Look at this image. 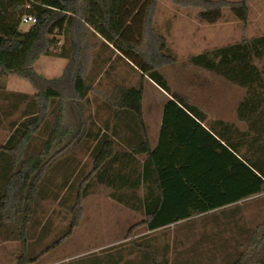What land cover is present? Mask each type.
<instances>
[{
	"label": "trees",
	"instance_id": "obj_1",
	"mask_svg": "<svg viewBox=\"0 0 264 264\" xmlns=\"http://www.w3.org/2000/svg\"><path fill=\"white\" fill-rule=\"evenodd\" d=\"M174 2L199 8V19L209 23L218 21L224 8H229L241 20H246L249 14L248 0ZM153 4L155 8L157 0H11L15 11L12 12L16 15L9 18L3 15L1 3L0 77L14 74L29 80L42 105L33 113L36 115L39 111V115L28 123L18 124L0 148V155L7 149L11 152V161H8L11 167L2 175L7 182L0 190V210L5 222L18 223L23 253L17 264L35 261L28 254V223L45 173L59 157L74 151L91 136L85 116L89 93L93 90L85 73L91 31L169 97L163 105L158 143L152 146L143 114V86L114 88L111 98L106 99L112 105L114 123L110 126L105 122L104 127V133L110 131L112 137L105 135L91 150L93 170L79 189L72 229L80 221L86 181L95 174L101 182L107 180L100 172L102 168L110 177L108 183L122 190L118 196L112 193L114 198L122 202L123 195L138 193L136 200L142 203L146 214L143 223L149 230L225 208L264 191V101L252 94V90L264 88V35L191 57L195 65L249 88V96L238 106L239 117L249 121L248 129L241 130L222 119L207 120V114L198 106L170 91L167 79L158 68L173 59L167 53L166 38L153 25ZM24 14L37 18L27 29L22 27ZM60 34L70 40V51L65 48L57 51ZM145 36L150 41L146 53L141 51ZM43 55L68 58L63 74L49 79L39 73L35 63ZM56 100L60 111L43 150L26 156L21 169L16 171L13 164L21 157L31 135L41 129L40 123H46ZM31 102L39 106L34 100ZM121 131L126 133L116 140ZM121 141L131 150L130 156L124 157L129 169L111 170L108 160L118 158L116 143ZM54 146L58 149L47 158ZM137 155H143L142 160ZM151 259H154L152 264H160L154 256ZM229 264H248L245 253Z\"/></svg>",
	"mask_w": 264,
	"mask_h": 264
},
{
	"label": "rangeland",
	"instance_id": "obj_2",
	"mask_svg": "<svg viewBox=\"0 0 264 264\" xmlns=\"http://www.w3.org/2000/svg\"><path fill=\"white\" fill-rule=\"evenodd\" d=\"M10 1L0 0L2 13L9 18L16 15ZM170 1L163 14L174 13H170ZM248 7L246 20L239 19L229 8H224L222 17L215 23L199 19L196 8L183 10L177 7L178 18H171L174 25L156 27L166 38L167 53L173 59L158 68L167 79L170 91L198 106L211 117L210 121L222 119L241 130L248 129L249 121L239 117L238 106L249 96V88L195 65L191 57L264 35V0H248ZM164 20L167 21L165 16ZM29 26L22 25L25 29ZM58 37L57 51L62 48L70 51L67 36L60 34ZM88 37L85 73L93 90L86 103L85 116L91 136L74 151L59 157L40 183L27 234L28 254L35 259L33 264H152V256L160 264H229L241 253H245L248 264H262L264 191L237 204L149 230L143 223L146 214L142 203L136 200L138 193L123 195L122 202L114 198L122 190L108 183L110 177L102 168L100 172L107 180L101 182L95 174L86 181L88 186L81 201L80 221L72 229L79 189L93 170L94 154L91 150L101 143L105 135L110 137L112 134L110 131L104 133V127L105 122L110 126L114 123L112 105L106 100L112 95L113 87L120 84L143 86L144 119L152 129L159 123L164 102L169 97L165 90L149 78H144L132 64L113 55V48L95 33L91 31ZM143 39L141 51L146 53L150 41L147 36ZM56 57L41 56L35 63V69L48 77L61 75L68 58ZM36 93L33 84L25 78L14 74L0 77V148L18 124L39 115V111L33 114L42 106ZM252 94L264 101V88L252 90ZM32 99L39 106L32 105ZM59 111V100H56L51 105L46 123H40L41 129L31 135L21 157L13 164L16 171L21 169L26 156L37 155L43 150ZM120 135H116L117 138ZM57 149L58 146H54L47 158ZM10 153L7 149L0 155V190L7 182L2 175L6 168L11 167L8 163L11 161ZM9 175L10 171L7 177ZM139 192L142 193V186ZM112 193L116 194L113 196ZM22 253L18 223L5 222L0 210V264H17Z\"/></svg>",
	"mask_w": 264,
	"mask_h": 264
},
{
	"label": "crops",
	"instance_id": "obj_3",
	"mask_svg": "<svg viewBox=\"0 0 264 264\" xmlns=\"http://www.w3.org/2000/svg\"><path fill=\"white\" fill-rule=\"evenodd\" d=\"M168 2H171L170 0H157V5L155 6L154 8V4L152 5V7L154 8L155 10V13L153 14V25L155 27H159L160 25H174V23H172L171 21V18H178L179 15H176V11L175 9L177 7H181L183 8V10H186V9H190V8H196V7H193V6H186V5H182V4H177L176 2H174V0H172V7H170V13L172 11H174V13H171V15H166V14H163L162 12L164 11L165 8H167L169 6ZM198 9V12H199V8H196ZM181 11V9H180ZM167 18V21H163V18ZM158 29V28H157ZM161 32V31H159ZM98 37L102 38L100 35H98ZM103 39V38H102ZM118 51H115L113 55H118ZM44 56V55H43ZM46 56H49V55H46ZM119 56V55H118ZM58 57V56H57ZM56 57V58H57ZM63 58V57H62ZM124 59V58H123ZM125 61H127L126 59H124ZM68 63V62H67ZM134 67V66H133ZM135 68V67H134ZM137 71H139L137 68H135ZM140 72V71H139ZM41 73V72H40ZM42 74V73H41ZM63 74V73H62ZM61 74V75H62ZM43 76H45L46 78H54V77H48L47 74H42ZM60 76V75H59ZM59 76H56V77H59ZM122 85V84H120ZM116 86L118 85H115L113 88H115ZM112 87V86H111ZM36 91V89H35ZM114 89H112V93H113ZM91 93V92H90ZM89 93V95H90ZM111 93V94H112ZM112 95H110L109 98H111ZM163 116V115H162ZM162 116H161V119L159 121V123L157 124V126H155V128H151L149 126H147L146 124V128H147V135L149 136V139L151 141V144L152 146H156L157 143H158V140H159V136H160V128H161V125H162ZM211 117L209 115H207V120H209ZM145 120V119H144ZM204 125H206L205 123H203ZM153 131V132H152ZM126 133V131H121L120 134L121 135H124ZM153 133V135L151 134ZM120 135V136H121ZM115 138V137H114ZM116 140H118V138H115ZM116 142V141H115ZM131 150L128 148V146H126V144L121 141V144L119 143H116V155H118V158H116V160H108V165H109V168L111 170H117V169H120V170H127L129 169L128 167V163L124 160L125 158H127V156H130ZM125 157V158H124ZM137 158H140L142 160L143 158V155L141 156H136ZM261 194V193H260ZM259 195V194H258ZM257 196V195H255ZM254 197V196H252ZM251 198V197H249ZM248 199V198H247ZM246 200V199H244ZM244 200H240L239 202L241 201H244ZM238 202V203H239ZM237 204V203H236ZM234 205V204H232ZM222 209V208H221ZM219 210V209H218ZM180 222V221H179ZM176 224V223H175ZM172 225V224H170ZM169 226V225H168ZM167 227V226H166ZM163 228V227H162ZM160 229V228H159Z\"/></svg>",
	"mask_w": 264,
	"mask_h": 264
},
{
	"label": "built area",
	"instance_id": "obj_4",
	"mask_svg": "<svg viewBox=\"0 0 264 264\" xmlns=\"http://www.w3.org/2000/svg\"><path fill=\"white\" fill-rule=\"evenodd\" d=\"M36 22H37V18L32 14H24L22 17V23L24 24H32Z\"/></svg>",
	"mask_w": 264,
	"mask_h": 264
}]
</instances>
